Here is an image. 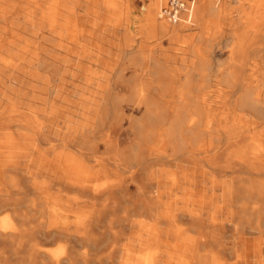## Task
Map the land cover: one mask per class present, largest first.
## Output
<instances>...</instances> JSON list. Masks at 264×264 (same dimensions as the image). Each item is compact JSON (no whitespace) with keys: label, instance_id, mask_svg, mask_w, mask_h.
<instances>
[{"label":"bare ground","instance_id":"bare-ground-1","mask_svg":"<svg viewBox=\"0 0 264 264\" xmlns=\"http://www.w3.org/2000/svg\"><path fill=\"white\" fill-rule=\"evenodd\" d=\"M164 1L143 6L144 26L175 39V28L155 17L154 8ZM231 1L238 0L194 1L185 16L199 23L214 19L233 7ZM27 2L0 0V209L13 212L12 218L0 217V264L9 258L26 264H140L135 253L145 245L153 249L143 255L142 264H236L247 257L264 264V68L206 72L204 61L194 58L198 65L182 80L165 69L169 56L164 55V60L150 62L142 79L136 72L125 76L122 69L112 77L53 70L47 79L38 70L44 66L37 57L40 40L32 41L31 48L23 35ZM115 2L128 8L132 21L130 0ZM160 8L159 18L177 22ZM68 13L74 16L72 9ZM252 18L249 11H238L242 26L232 31L231 48L252 49L260 59L264 13ZM212 25L215 33L219 24L212 20ZM41 27L38 22L34 33ZM9 33L14 38H6ZM131 37L127 33L126 41ZM139 79L144 85L136 83ZM99 80L107 83L88 86ZM117 80L127 91L116 89ZM251 130L252 139L233 140ZM222 136L228 151L222 158L213 153L204 159L210 169L206 175L198 167V151L217 148ZM183 155H190L189 172L181 175L189 180L190 198L184 206L165 209L162 218L169 226L188 222L191 234L179 233L181 242L172 255L164 240L172 232L162 230L163 238L157 239L146 230L137 219V202L157 201L166 194L164 183L151 181L152 173L143 182L145 167ZM241 165L253 175L244 178L252 189L238 192L231 174ZM202 185L221 191L219 199H198L196 189ZM26 190L35 192L36 199L25 203L12 196ZM244 197L255 203H238ZM62 241L55 248L45 246ZM238 242L245 247L238 250Z\"/></svg>","mask_w":264,"mask_h":264},{"label":"rangeland","instance_id":"rangeland-1","mask_svg":"<svg viewBox=\"0 0 264 264\" xmlns=\"http://www.w3.org/2000/svg\"><path fill=\"white\" fill-rule=\"evenodd\" d=\"M74 1L75 0H70L69 3L64 5V12H61L63 7L61 8V11H59V7L61 6L59 4V0H28L26 3L25 11L27 13V26L25 34L23 35L30 43L31 48L34 44L32 41L40 40L41 50H38L37 57L44 61V66L40 67L38 70L45 73L47 79L50 78V73L53 70L62 72L70 69L85 72L87 76L92 75L90 72H102L103 75L108 77H112L117 70L122 69L125 76H131L134 72H136L139 73V77L142 79L147 75V69L150 66V62L154 59L162 61L164 60V55L169 56L166 60L167 65L165 69L170 73L177 74L182 80L185 76V72L192 70L193 66L196 67L198 65H194L195 62L198 63V60L204 61L205 64L203 65V68L206 72L225 69L244 72L247 70L264 68L262 63L264 60V50L260 51L261 55L259 59L252 49L232 52L231 48L234 42L232 31L234 29H239L242 26L237 19L238 11H249L250 14L253 15L252 20L259 18L264 13V0H259L258 4L255 3L256 0L231 1L233 7L229 8L225 13L217 17L215 16L214 19L208 20L205 18V20L201 21V23L197 22L194 16L187 17L185 14H183L181 19L176 23H171L165 18H159L158 11L159 8L165 4V0L160 7L154 8L155 17L157 20H165L170 27L175 28L174 31L176 32L174 35L176 34L177 36L175 39H170L169 34L161 37L160 33L155 31L152 26H144L146 23V17L143 6L148 3L152 4V0H146L141 3L139 14H135L140 22H131L132 24H129V14L126 6L122 7L121 5L116 4L114 2L115 0H94L93 6L97 7V9L94 8L95 14L93 18L87 20L93 26L97 25L99 22H104L113 26H121L123 28L128 27L134 32L128 33L129 36H132L131 41H126V38L125 36L123 37V35L119 40L117 36L114 35V38L112 37L109 39L111 43H109L108 46L96 41H92L90 43L83 42L81 40L82 34L87 33V35H89L92 32L87 30L85 31L79 26V22L86 21V18H84L85 15H80L79 4H76ZM136 1L137 0H130V2L134 3ZM197 2L198 0H195V4ZM253 4H256V7L252 8ZM98 8L107 14L103 15L100 11H98ZM70 9L73 10L74 16L68 17ZM112 9H116L117 13L111 15L110 11ZM13 16L15 17L14 13ZM212 20H215V24H219V29L215 33L213 31L214 27L212 25ZM250 20L249 16L248 21ZM180 21H182V23L178 26L177 24L180 23ZM38 22L42 23V27L35 34L34 31L36 30ZM138 23L140 25V32L136 31L137 27H133L134 25L138 26ZM172 33L173 31H171L170 34ZM6 38H14V34L9 33ZM52 38H55V40L53 41ZM260 40V42L264 44V36ZM209 43L211 44L209 45ZM192 49H195L196 52L194 50L195 53H193L191 51ZM129 54H131V57L129 56V58H131L130 60H128V56H126ZM94 58L98 60L94 61ZM194 58H196V61L192 63V59ZM241 62L247 63V65H238ZM229 64H231L230 67H228ZM143 81L139 79L136 83L139 86H142L144 85ZM75 83L76 85H79L80 81H76ZM106 83L107 82L104 80H99L96 83H90L88 86L93 88L96 85L102 86ZM121 83V81L117 80L114 82V86L121 92L127 91L125 89H120L123 87ZM253 134L254 130L242 132L237 134L233 140L248 141L253 138ZM47 137L50 143H54V138L50 133H47ZM221 139L222 141H220L218 147L211 149L212 151H198V159H202L198 167L201 168L200 171L205 169L206 175H209L208 173L210 172V169L207 165L204 166V159H208L213 153L217 154L216 157L222 158L221 156L228 151L225 138L222 136ZM174 157H177V159L172 160L171 162L166 163L155 161L150 163L145 167L146 171H144L145 175L143 177V182L147 184V177L150 173H152L153 179L151 181L156 182L157 185L164 183V187H162V189H165L166 194H162L157 201L151 202L150 200L144 198L137 202L139 206L137 219L144 224V228L146 230L152 231L153 235L156 236L157 239L161 237L163 238L161 234L162 230H167L169 233L172 232V234H168V236L164 239L165 244L167 248L170 249V253L172 255L175 254V249L181 242L178 238L179 233H184L186 235L191 234L188 222L183 225L169 226L165 222L164 218H162L166 215L164 211L165 209L173 207L175 204L177 206L186 205L185 202L188 201L191 194V188L188 185V178H182L181 176L183 173L189 172L190 155ZM231 176L235 180L234 183L237 185L236 190L238 192L240 189H243V187L251 188L247 184V179L245 180L244 178H249L253 175L244 165H241V167L238 166L234 172H232ZM242 178L243 180H241ZM238 184L240 185L239 187ZM179 185L182 186L181 189L178 188ZM206 187L207 186L202 185L196 189L197 192L195 195L198 199H204L207 200V202L219 199L221 191H208ZM25 193V195L18 193L13 194L12 196L23 199L22 202L25 201V203H29L31 199H36L35 192L26 190ZM238 203H245L246 205L251 206L255 203V201L244 197ZM218 204L221 205L222 202ZM126 205L129 208L133 207V204L130 202L126 203ZM96 206L99 207L98 205ZM20 209L22 211L26 210L22 205H20ZM251 212H253L252 209L245 212V214H251ZM185 214L187 215L188 212H185ZM12 216L13 212L11 209H0V217L12 218ZM224 229H229V226H225ZM102 231H104V229H102ZM62 243L63 241L48 243L45 244V246H47V248H55L62 245ZM152 249V246L145 245L140 248L138 253H135L137 254L136 256L140 261V264H142L144 260V254L152 251ZM6 264L26 263L23 260L20 261L18 259L15 260L9 258ZM103 264H119V261L108 260Z\"/></svg>","mask_w":264,"mask_h":264},{"label":"crops","instance_id":"crops-1","mask_svg":"<svg viewBox=\"0 0 264 264\" xmlns=\"http://www.w3.org/2000/svg\"><path fill=\"white\" fill-rule=\"evenodd\" d=\"M69 1L70 0H59V4L61 5L59 7V11H61V8L63 7L61 12H64V5L69 3ZM93 1L94 0H75L74 1L76 4H79L80 15H82V16L85 15L84 18H86V21H80L79 22V26L85 31L87 30V31L92 32L89 35H87V33H84V34L81 35V40L83 42H90L91 43L92 41H94V42L96 41V42H100V43L108 46V44L111 43V41L109 39L112 38V37L114 38V35H116L117 38L120 40V37L122 35L124 37V36H126L127 33H131V32L134 33L128 27L127 28H123L121 26H113L111 24H107V23H104V22H99L97 25L93 26L89 21H87L90 18H93L94 14H95L94 8L97 9V7L93 6ZM115 1H117V0H115ZM118 3H119V1H118ZM141 3L142 2H139V1H136L135 3L131 2V5H132V12L131 13L133 15L139 14V10L141 8ZM99 9L100 8H98V11H100L103 15L107 14L103 10H101V9L99 10ZM110 13H111V15L112 14L114 15V14L117 13V10L116 9H112L110 11ZM137 21L140 22L138 20V18L135 16V17H133L132 21L131 20L129 21V24L136 23ZM133 27H137L136 31L140 32L139 23H138V26L134 25ZM246 245L250 246L251 245L250 241H248L246 243ZM236 246H237V249L240 250L241 246L245 247V244H240V242H238L236 244ZM236 264H255V262H254L253 258L247 257V258H245L243 260L238 259L236 261Z\"/></svg>","mask_w":264,"mask_h":264},{"label":"built area","instance_id":"built-area-1","mask_svg":"<svg viewBox=\"0 0 264 264\" xmlns=\"http://www.w3.org/2000/svg\"><path fill=\"white\" fill-rule=\"evenodd\" d=\"M143 2L146 0H137ZM195 0H167L164 5L161 6V14L173 22L181 19L183 14L188 13L191 10V5Z\"/></svg>","mask_w":264,"mask_h":264}]
</instances>
